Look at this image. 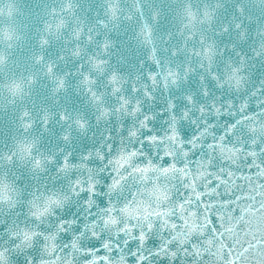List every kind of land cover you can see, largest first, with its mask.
Masks as SVG:
<instances>
[{
  "label": "snow or ice",
  "instance_id": "snow-or-ice-1",
  "mask_svg": "<svg viewBox=\"0 0 264 264\" xmlns=\"http://www.w3.org/2000/svg\"><path fill=\"white\" fill-rule=\"evenodd\" d=\"M228 7L225 0H212L195 10L190 4L173 6L185 21L180 32L183 39L165 49L169 56L162 60L152 40L161 8L145 0H133L131 4L102 0L91 19L81 14L79 0H59L58 4L43 5L40 12L26 11L20 0H0V72L5 77L0 81V92L5 93L4 104L12 106L14 120L25 131L36 125V98L43 95L59 105L73 77L76 91L84 95L89 107L98 110L97 118L115 110L110 97L135 117L131 123L119 125L121 137H136L130 148L121 139L117 149L112 143L114 129H109L101 149L107 153L119 151L117 163L122 165L103 179H112L113 186L122 184L128 190L123 204L108 211L117 215L126 212L131 218L127 225L119 226L111 243L96 239L93 232L86 258L95 254L99 264H110L107 253L115 248L130 253L135 264H264V100L259 99L264 97V87L253 90L237 107L234 102L218 105L214 99L205 103L203 97L211 93L201 84L195 96L200 102L199 119L187 110L192 95L185 93L180 100L169 96L163 102H156L158 98L153 95V88L161 83L167 86L169 81L176 83L177 76L192 81L195 60L203 57L211 61L218 43H224L225 38L233 51L239 41L247 40L249 30L238 17L250 20L249 7L232 5L230 19L225 16ZM123 25L138 26L137 36L151 46L153 68L132 83L111 66L115 46L111 33ZM258 34L262 35L261 42L252 51L264 67V33ZM101 35L103 39H99ZM62 39L70 48L62 46L52 58L48 49ZM243 59L247 61V56ZM69 62L73 64L71 69L58 71L61 64ZM203 79L200 76L197 82ZM253 99L255 110L251 107ZM150 101L154 107H146ZM181 108L185 109L182 115L186 123L181 122L178 137L171 125ZM226 108L232 119L225 120L221 128L207 114L215 111L220 116ZM53 122L67 125L61 136L64 142L69 141L73 126H86L79 112L67 106L51 112L42 104L39 126L47 133ZM36 143V138L30 143L18 142L19 151L31 153ZM69 155L57 162L67 166ZM15 156L9 151L0 154V160L15 164ZM34 163L37 168L41 166L40 159ZM88 215H92L91 210ZM59 223L67 243L72 240L67 216ZM23 235L27 239L30 233L25 231ZM74 245L72 241L68 247ZM23 264L34 261L29 258Z\"/></svg>",
  "mask_w": 264,
  "mask_h": 264
},
{
  "label": "clouds",
  "instance_id": "clouds-1",
  "mask_svg": "<svg viewBox=\"0 0 264 264\" xmlns=\"http://www.w3.org/2000/svg\"><path fill=\"white\" fill-rule=\"evenodd\" d=\"M79 2L83 5L81 14L91 19L97 11L95 6L101 4L102 0ZM125 2L131 4L133 0ZM206 2L212 0H145V3L155 4L161 8L160 21L154 25L152 40L159 49L162 60L169 56L165 49L177 45L183 39L180 32L185 21L174 11L173 6L190 4L195 10ZM58 3L59 0H20L21 6L32 12H40L43 5ZM225 4L229 6L225 13L229 19L232 5L244 4L249 7L250 20L247 17H238L239 22L249 30L247 40L239 41V47L233 51L232 45L227 43L228 38H225L224 43H218V51L211 61L203 57L195 60L191 69L194 73L192 81L177 76L176 83L169 81L167 86L161 83L153 88V95L158 98L156 102H163L169 96L180 100L185 93L190 94L194 99L189 102L187 110L195 113V118L199 119L200 102L195 96L201 84L211 93V96L203 97L205 103H211L214 99L218 105L221 102L225 104L234 102L237 107L241 100L249 98L253 90L264 87V84H261V80H264V67L255 59L252 51L261 42L262 35L258 33H264V0H225ZM138 30V26L123 25L111 33L115 45L110 57L111 66L119 70L127 83L136 82L137 76L144 78L153 68L150 59L151 46L142 43V38L137 36ZM169 33L172 34L171 38ZM211 35L212 33H209V36ZM99 39H103V35ZM62 46L70 48L62 39L48 49V54L54 58ZM241 53L247 56V61L243 59ZM141 60L144 61L143 65L140 64ZM72 66V62L67 65L61 64L58 71H67ZM200 76H204V79L197 82ZM4 78V73L0 72V81ZM70 79L72 86L67 95H61L59 105L54 104L50 98L45 99L43 95L36 98L33 112L37 121L28 131L23 129L18 120H14L12 106L4 104L5 93L0 92V154L9 151L16 153L15 164L0 160V264H23L29 258L34 264H99L95 254L89 258L85 257L89 241L93 238L92 233H95L96 239L102 238L104 243H111L120 231L119 226L127 225L131 218L126 212L117 215L115 211H108L123 204L128 196V190L122 184L113 186L112 179L107 182L103 179L114 171L118 172L122 165L117 163L119 151L107 153L101 149L106 142V133L109 129H114L112 143L117 149L121 147V139L124 145L130 148L136 137H121L119 125L124 121L131 123L135 117L122 105L117 104L115 97H110V103L115 110H110L97 118L98 110L89 107L84 95L76 91V78ZM161 79L164 80L166 77L162 76ZM43 83L47 84V81ZM259 99L264 100V97ZM42 104L48 106L51 112L58 111L62 106L79 112L85 119V128L73 126L69 130L68 142L61 139L67 125L53 122L52 130L44 132L39 126V111ZM146 107H154V102L150 101ZM251 107L255 110V99L251 101ZM184 110L181 108L179 113L174 114L176 119L171 125L176 128L178 137L180 124L184 121L182 115ZM228 111L226 108L220 116H217L215 111L207 115L209 118H215L218 126L222 128L225 120L232 119ZM171 115L172 113L169 118ZM33 138L37 139V143L32 152H20L18 142L30 143ZM66 154H71L67 166L57 162L58 158L63 160ZM36 159L41 160L39 168L35 166ZM84 191L88 192L87 198L84 197ZM89 210L91 216L88 215ZM77 213L79 215H76ZM65 216L72 227L69 233L72 240L67 243L66 237L63 236L64 230L59 223ZM73 216L76 217L75 221L72 220ZM13 225H17V228H13ZM84 225H88L87 229ZM77 228L79 231H76ZM25 231L30 233L27 239L23 235ZM13 232H16V235H13ZM72 241L75 242L74 247H68ZM62 245L64 247H61ZM98 247H102V244ZM57 249L60 251L57 252ZM53 253H56L55 258ZM107 255L110 257V264H135L132 255L123 249L113 248Z\"/></svg>",
  "mask_w": 264,
  "mask_h": 264
}]
</instances>
